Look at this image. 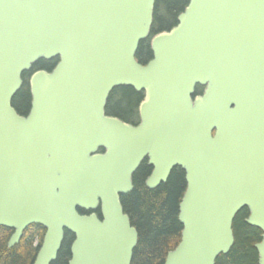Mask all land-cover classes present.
I'll return each instance as SVG.
<instances>
[{
  "label": "water",
  "instance_id": "obj_1",
  "mask_svg": "<svg viewBox=\"0 0 264 264\" xmlns=\"http://www.w3.org/2000/svg\"><path fill=\"white\" fill-rule=\"evenodd\" d=\"M156 1L0 0V226L14 229L9 248L29 224L47 228L34 264L56 261L66 231L69 264H132L139 232L121 196L146 157L150 189L186 172L165 264H216L243 208L264 264V0H190L143 64ZM55 57L32 74L24 117L23 75ZM121 86L145 92L138 126L107 114Z\"/></svg>",
  "mask_w": 264,
  "mask_h": 264
},
{
  "label": "trees",
  "instance_id": "obj_2",
  "mask_svg": "<svg viewBox=\"0 0 264 264\" xmlns=\"http://www.w3.org/2000/svg\"><path fill=\"white\" fill-rule=\"evenodd\" d=\"M187 3L188 0H157L151 35L177 25L178 16ZM151 39L143 40L136 54L143 64L153 58ZM202 89L198 87L199 92ZM29 90L27 82L14 98L13 105L19 113L30 108ZM144 96V92H137L133 87H118L110 95L107 112L119 118L125 117L138 109ZM147 172L145 164L140 166L134 177L133 191L122 195L124 210L139 232L132 264H165L168 252L181 241L183 224L179 221V213L187 190L186 173L182 168H175L166 183L149 189L144 182ZM249 215L248 208H243L237 214L234 221L235 244L228 254L217 258L216 264H259L256 244L262 241L263 232L247 223ZM13 233V229L0 226V264H34L46 230L27 229L21 242L9 248ZM74 239V234L66 233L58 258L52 264H69Z\"/></svg>",
  "mask_w": 264,
  "mask_h": 264
},
{
  "label": "flooded vegetation",
  "instance_id": "obj_3",
  "mask_svg": "<svg viewBox=\"0 0 264 264\" xmlns=\"http://www.w3.org/2000/svg\"><path fill=\"white\" fill-rule=\"evenodd\" d=\"M190 0H188V3L186 4L184 10L186 9V7L188 6ZM183 10V11H184ZM182 11V12H183ZM181 13V12H180ZM179 17V16H178ZM178 21V20H177ZM59 62V58L56 57L54 59H51V60H46V59H40L36 64L33 65L32 69L30 70V72L26 75V78L24 79V84L25 82L27 83L26 80H28V84L30 86V78L32 76L33 73H35L36 71H39V70H47V71H52L58 64ZM28 76V77H27ZM24 77V75H23ZM23 84V86H24ZM30 91V95H31V105H30V108L25 111L24 113H20L21 115H23L24 117H27L29 114H30V110H31V106H32V94H31V90ZM199 92V91H198ZM20 105V103H19ZM140 105V104H139ZM116 117V116H115ZM119 118V117H118ZM122 119L123 121L129 123V124H132V125H135V126H138L140 123H141V113H140V110H139V107L136 111L132 112L131 114H128L126 115L125 117H122L120 118ZM143 164H145L148 168V172L146 173V176L144 177V182L146 184V181L147 179L151 176L152 172H153V166L150 164V159L149 157H146L143 162L141 163L140 166H142ZM140 168V167H139ZM176 168H180V167H176ZM138 171V170H137ZM136 171V172H137ZM136 172L134 173L133 175V183H134V177H135V174ZM135 187V186H134ZM146 187L149 188L146 184ZM150 189V188H149ZM92 211H82V213H86V214H89L91 213ZM98 216L100 218H102V215H101V211L100 210H97L95 211ZM27 229H32V230H46L47 228L41 224V223H37V222H33L31 224L28 225V227L26 228Z\"/></svg>",
  "mask_w": 264,
  "mask_h": 264
}]
</instances>
